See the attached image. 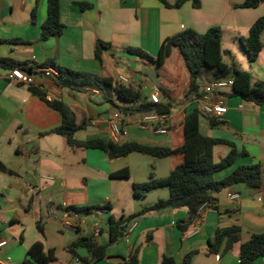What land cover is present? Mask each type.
Returning a JSON list of instances; mask_svg holds the SVG:
<instances>
[{"label": "crops", "instance_id": "0c3cea01", "mask_svg": "<svg viewBox=\"0 0 264 264\" xmlns=\"http://www.w3.org/2000/svg\"><path fill=\"white\" fill-rule=\"evenodd\" d=\"M174 1L168 0L169 3ZM200 2L199 9H193L190 3H186L180 9L170 10L156 0H59L63 33L43 41L40 39V28L46 19V0H0V57L25 64L26 69L32 68L33 74L52 64L56 68L91 77V85L92 78L116 81L120 75L128 76L139 86V102L149 100L153 90L166 89L173 97L168 118L174 128L169 134L162 135L164 142L144 136V133L157 135L140 130L138 123L144 115L135 114L123 118L126 135L117 144L136 142L176 149L182 144V118L193 108L197 110L199 97H186L188 79L184 69L182 72L175 50L169 59H173L180 71H169V59L166 65L158 66L162 42L186 29L204 34L208 29L218 27L221 30V47L224 37L240 44L239 39L247 36L254 21L264 16V6L243 9L240 7L243 0ZM79 3L89 4L91 9L81 11ZM32 11L36 15L34 22L31 20ZM173 11L180 14H172ZM178 17L180 20L177 21ZM97 42L108 46L101 52V63L94 55ZM124 48L140 49L152 56L154 61L131 56L124 52ZM248 66L254 80L264 82V49L255 62H248ZM144 67H149L156 75L154 82H147L141 71ZM10 71L0 68V163L11 172H0V240L6 242L0 248V264H23L27 250L38 241L44 244L45 252L48 249L54 251L55 259L49 264H84L83 260L89 257L85 249H77L72 254L67 248L80 238L93 237L92 226L95 223L101 233L94 239L99 246L107 248V258L96 264H120L126 262L133 252L137 254L138 264H160L163 257L172 258L179 264L190 253H195L191 264H239V246L252 235L264 232L262 174V185L257 190L233 185L217 193L213 204L216 212L206 215L196 233L192 223L183 230L179 228V223L187 218L185 208L164 210L134 219L136 227L129 237L119 238L110 244L109 218L118 221L114 214L119 218H128L143 207L167 199L169 195L164 187L136 197L133 185L147 182L151 173L156 179L166 178L183 158L175 155L148 160L130 154L110 160L99 150L70 149L62 137L51 133L61 124L60 114L33 95L28 86L9 80ZM161 71L171 77L168 84H164L158 76ZM182 76L183 92H179L177 87ZM34 79L35 86H42L51 99L63 102L73 111L76 124L86 122L84 128L75 134L78 141L110 140L108 120L116 109L108 100L121 105L119 100L114 97L107 99L105 93L95 86L73 91L57 88L51 80L40 75H35ZM212 81L211 73H205L204 78L199 80L201 94L203 87ZM220 98L225 102L227 113L215 119L217 125L214 126L209 119L201 117L200 132L221 142L211 148L214 164L220 163L232 150L237 157L232 167L216 174L214 179L222 180L237 166L259 164L262 173L264 107L230 97L229 90L221 92ZM201 119L204 124H201ZM202 127L205 133H202ZM78 151H84L83 156H79ZM70 158L75 161L80 159L86 172H68ZM133 160L137 164L144 161L139 178L133 176ZM124 168L129 170L128 179L110 177ZM44 176L53 178V181L43 180ZM229 192L236 193L238 199L229 200ZM48 203L60 209L88 208L90 213L83 216L74 231L49 218L46 210ZM105 206L109 209L106 215L93 213L95 208ZM37 224L42 226L43 235L38 231ZM230 227L240 228L239 241L227 253H223L221 248L218 254H210L208 242L216 231ZM254 264H264V258Z\"/></svg>", "mask_w": 264, "mask_h": 264}, {"label": "trees", "instance_id": "16d2710c", "mask_svg": "<svg viewBox=\"0 0 264 264\" xmlns=\"http://www.w3.org/2000/svg\"><path fill=\"white\" fill-rule=\"evenodd\" d=\"M156 1L164 8L170 10L180 9L186 3H190L193 9H199L201 6L200 0H175L173 3H169L168 0ZM259 6H264V0H243L240 5L243 9H254ZM78 7L81 11L91 9V5L86 3H79ZM35 17V11H32L31 20L33 22L35 21ZM63 30L64 26L59 16V0H46V19L40 28V39L45 41L49 38L59 37L63 33ZM263 32L264 16L254 21L246 37L239 39L249 63L255 62L264 49V41L261 40ZM106 49H108L107 45L101 42L96 43L94 55L99 63L102 61L101 52ZM173 50L178 53V62L180 63L182 72L184 69L187 75L188 85L186 88V97L202 96L199 88V80L202 73L208 71L205 73H211L214 80L222 78H231L233 80V85L229 89L230 97H237L244 102L258 107H264V82L254 80L250 72L241 70L231 52L222 49L220 28L212 27L204 34H199L192 29H186L175 36L165 39L159 50V67L166 65ZM124 52L147 61H154L152 56L140 49L124 48ZM224 57L229 58V63L224 62ZM49 67L54 68L59 73L57 79L51 80L55 87L81 91L86 87L95 86L100 92L105 93L107 99L114 97L122 103L121 105H117L113 101L108 100L123 118L135 114L146 115L152 112L158 115H170L173 97L166 89L158 88L160 104L154 105L149 100L139 102V91H135L117 80L113 81L111 78H92L91 85L89 84V78L91 77L67 69L56 68L52 64ZM0 68L10 70L18 69L27 74L33 73L32 68L26 69L25 64L21 65L10 58L0 57ZM168 68L170 72H175L177 69L173 59H169ZM178 74L180 75V72ZM158 76L164 84H168L171 79V77L169 78V74L166 75L164 71H161ZM29 90L33 95L41 98L51 109L60 114L61 124L51 131V133L62 137L67 146L72 150H99L105 153L110 160L125 157L130 154L146 155L154 159H165L175 155L183 158L182 162L171 169L166 178L156 179L151 173L147 182L133 185V194L136 197H143L154 189L164 187L168 189L169 195L167 199L158 200L151 206L143 207L138 213L128 218L121 217L118 221L109 218L107 226L110 244L119 240V229L124 227L127 222H131L148 213L185 208L187 210V218L182 224L179 223V228L183 230L187 225L192 223L201 205L204 203L214 204V196L221 190L233 185H245L257 190L262 185L263 175L259 164L237 166L222 180L217 181L214 179L216 174L232 167L237 154L232 150L220 163L214 164L211 161V148L221 142L207 138L201 134V116L196 108L185 113L182 118V144L176 149L142 145L136 142L119 145L107 139L78 141L75 138V134L84 128L86 122L83 121L80 124H76L75 114L63 102L47 100L45 93L34 86H29ZM177 91L183 92V76L179 79ZM210 122L213 126L217 125L214 119H211ZM173 128V122L168 119L167 134ZM0 172L11 173L2 163H0ZM129 176L130 173L127 168L110 175L112 179L117 180H125ZM105 208L109 211L106 206ZM64 209L85 216L90 213V209L88 208L66 207ZM37 229L43 235V228L40 224H37ZM239 235V227L217 230L213 239L208 242V252L210 254H218L221 248L223 253L229 252L239 241ZM80 248L85 249L89 256L83 260L84 264H96L107 258L106 246H99L94 237L80 238L77 242L71 244L67 250L74 254ZM194 255L195 253L187 254L179 264H191ZM262 258H264V232L252 235L245 243L239 246L238 262L239 264H254ZM54 259V251L48 249L45 252L44 244L38 241L27 250L23 264H49ZM120 264H138L136 252H133L126 262ZM160 264L177 263L172 258L163 257Z\"/></svg>", "mask_w": 264, "mask_h": 264}, {"label": "built area", "instance_id": "2783aa9c", "mask_svg": "<svg viewBox=\"0 0 264 264\" xmlns=\"http://www.w3.org/2000/svg\"><path fill=\"white\" fill-rule=\"evenodd\" d=\"M35 75H40L41 78L55 80L59 77V73L54 68H42L36 71L34 74H27L18 69H13L9 72L7 78L16 84H21L25 86H34L38 88L41 92L45 93L42 86H35ZM117 81L121 84L131 87L135 91H139V86L128 76H118ZM233 85V80L231 78H222L214 80L203 87L202 96L197 99V112L199 115L205 119H218L227 113V108L225 102L220 98L221 92L229 90ZM46 95V99L52 101L49 95ZM59 101V100H57ZM149 102L154 105L160 104L159 92L153 90L149 94ZM168 116L158 115L154 112L146 114L143 116L141 121L138 123V128L143 131H150L155 135H166L167 134V122ZM109 128V138L112 142L117 143L121 137L126 135L125 129L123 127V117L118 111L112 113L108 120ZM45 181H53V178L49 176L42 177ZM227 197L231 201L238 199L236 193L229 192ZM47 214L50 219L57 220L60 224L70 230L76 231L81 223L83 214L76 213L74 211H68L64 208H55L51 203L47 205ZM109 211L105 207L94 209L93 213L97 215H106ZM216 210L213 204L204 203L201 205L197 212L194 220L192 221V228L196 233L199 227L205 220L208 213H215ZM136 227V223L131 221L125 226V230L122 234L123 238H128ZM93 237H98L101 233V229L98 224L95 223L92 226ZM6 245V242L0 240V248Z\"/></svg>", "mask_w": 264, "mask_h": 264}, {"label": "rangeland", "instance_id": "374dc122", "mask_svg": "<svg viewBox=\"0 0 264 264\" xmlns=\"http://www.w3.org/2000/svg\"><path fill=\"white\" fill-rule=\"evenodd\" d=\"M172 14L179 15L180 13H177V11H173ZM178 18L179 19H177V21L180 20V17H178ZM261 40L264 41V32L261 36ZM222 47H223V49L229 50L233 54V56L235 57V61L237 62V64L239 65L241 70L250 72L246 55H245L244 51L242 50L240 44H238L237 42L232 43L230 39H228L227 37H224ZM135 49H137V48H135ZM229 61L230 60L228 57H224L225 63H229ZM141 71H142L143 75L147 78L148 83L154 82L156 80V75L151 71V69H149V67H144V68H142ZM205 72H208V71H204L202 73L200 80L204 78ZM252 76L254 79L253 73H252ZM201 124H204L202 119H201ZM129 127L132 128V126H129ZM130 130H133V129H130ZM202 133H205L203 127H202ZM144 134H145L144 136H146L148 139H152L153 141L164 142V140H165V137L162 135L154 136V135H148L147 133H144ZM78 154H80L79 156H83L84 151H78ZM135 156H138L140 158H147L148 160H154V159H152L148 156H144V155L136 154ZM76 163H79V164H76ZM67 166H68V172H70L72 174H80V173L83 174V172H86V171H84L85 167L81 164L80 159L78 160V158H76V161L73 160V158L72 159L70 158L69 163H67ZM141 166L142 167L144 166V161L139 162V164H137L136 161L134 162V160H133V162H131V167H133L132 169H133V176L134 177L139 178L141 176V172H140ZM262 174H264V168H262ZM114 217L117 220L120 219L119 218L120 216H118L117 214H114Z\"/></svg>", "mask_w": 264, "mask_h": 264}, {"label": "water", "instance_id": "95a60500", "mask_svg": "<svg viewBox=\"0 0 264 264\" xmlns=\"http://www.w3.org/2000/svg\"><path fill=\"white\" fill-rule=\"evenodd\" d=\"M124 230H125V227H122L119 229V234H118L119 238H122V234H123Z\"/></svg>", "mask_w": 264, "mask_h": 264}]
</instances>
